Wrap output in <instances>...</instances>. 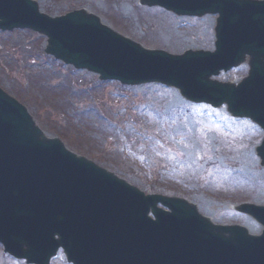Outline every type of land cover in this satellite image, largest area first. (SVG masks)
Returning a JSON list of instances; mask_svg holds the SVG:
<instances>
[{"label": "water", "instance_id": "95a60500", "mask_svg": "<svg viewBox=\"0 0 264 264\" xmlns=\"http://www.w3.org/2000/svg\"><path fill=\"white\" fill-rule=\"evenodd\" d=\"M177 16L217 14L214 51L146 49L85 8L42 13L35 0H0V30L45 36L55 59L122 85L160 83L190 102L226 106L264 131V0H139ZM247 63L237 85L212 80ZM264 166V138L256 148ZM262 227L214 224L180 197L145 195L48 137L0 89V244L27 264L59 249L72 264H264V206L232 207Z\"/></svg>", "mask_w": 264, "mask_h": 264}, {"label": "rangeland", "instance_id": "374dc122", "mask_svg": "<svg viewBox=\"0 0 264 264\" xmlns=\"http://www.w3.org/2000/svg\"><path fill=\"white\" fill-rule=\"evenodd\" d=\"M36 1L51 16L86 8L146 48L171 54L213 50L216 15L178 17L138 0ZM44 45L45 38L29 30L0 32V88L23 104L48 136H61L69 149L145 193H165L170 184V195L194 203L212 222L259 232L252 218L231 206L264 205V166L255 152L261 129L230 118L224 106L190 103L174 88L100 81L45 55ZM247 70L241 64L212 78L236 84ZM0 264L25 263L0 246ZM50 264L68 263L59 252Z\"/></svg>", "mask_w": 264, "mask_h": 264}, {"label": "trees", "instance_id": "16d2710c", "mask_svg": "<svg viewBox=\"0 0 264 264\" xmlns=\"http://www.w3.org/2000/svg\"><path fill=\"white\" fill-rule=\"evenodd\" d=\"M145 180H146V179H145ZM169 186H170L171 188H169V189L165 188V189H164V192H165L166 194H173V192L170 191V189H172V185L168 184L167 187H169ZM151 188H153V186H151ZM151 191H153V190H151Z\"/></svg>", "mask_w": 264, "mask_h": 264}]
</instances>
